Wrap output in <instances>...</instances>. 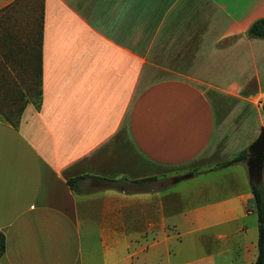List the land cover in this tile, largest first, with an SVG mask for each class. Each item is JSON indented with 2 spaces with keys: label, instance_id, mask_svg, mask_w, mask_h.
Here are the masks:
<instances>
[{
  "label": "crops",
  "instance_id": "1",
  "mask_svg": "<svg viewBox=\"0 0 264 264\" xmlns=\"http://www.w3.org/2000/svg\"><path fill=\"white\" fill-rule=\"evenodd\" d=\"M263 16L264 0H42L39 102L0 113V262L252 264ZM176 170L207 181L147 186Z\"/></svg>",
  "mask_w": 264,
  "mask_h": 264
},
{
  "label": "rangeland",
  "instance_id": "2",
  "mask_svg": "<svg viewBox=\"0 0 264 264\" xmlns=\"http://www.w3.org/2000/svg\"><path fill=\"white\" fill-rule=\"evenodd\" d=\"M41 9L42 0H18L14 5L0 12V110L12 121L17 120L19 110L25 104L29 102L38 104L36 55ZM16 53L26 54L27 61L15 62ZM7 54L13 60H8ZM189 173L192 171L169 172L147 186L163 188L167 191H180L184 194L207 181L205 175L184 180L183 177ZM83 190L88 192L87 188Z\"/></svg>",
  "mask_w": 264,
  "mask_h": 264
},
{
  "label": "trees",
  "instance_id": "3",
  "mask_svg": "<svg viewBox=\"0 0 264 264\" xmlns=\"http://www.w3.org/2000/svg\"><path fill=\"white\" fill-rule=\"evenodd\" d=\"M247 35L251 37L264 38V16L254 20L251 23V25L247 29ZM36 63H37L38 82H39L38 62ZM37 94H38V102H39V95H40L39 87ZM263 109H264V105H263ZM21 110L22 109L19 110V113ZM0 113L4 116L5 119L10 121L13 125L17 123L18 118L16 121H12L9 118V116L4 115L2 110H0ZM246 156H247V150L243 149L239 151L233 158L222 162L220 166H228L237 161H242L246 158ZM86 177H87L86 175H81L78 177L69 178L67 180V183L72 188L76 180ZM97 179L101 182L102 188L113 187L118 189L121 188L123 189V184L126 183L124 180H127L125 178L116 179V178H106V177H98ZM154 179H155L154 177H148L145 179L134 180L130 182L139 183L142 181H152ZM251 192H252V202L257 216V254L252 264H264V186L263 184L254 183L252 177H251ZM4 250H5L4 235L0 231V258L4 253Z\"/></svg>",
  "mask_w": 264,
  "mask_h": 264
},
{
  "label": "water",
  "instance_id": "4",
  "mask_svg": "<svg viewBox=\"0 0 264 264\" xmlns=\"http://www.w3.org/2000/svg\"><path fill=\"white\" fill-rule=\"evenodd\" d=\"M264 161V126L261 128L260 133L249 147V158L247 160V169L249 177L255 179L256 182L260 181L261 173L263 170ZM192 173L185 175L183 178L191 176Z\"/></svg>",
  "mask_w": 264,
  "mask_h": 264
}]
</instances>
